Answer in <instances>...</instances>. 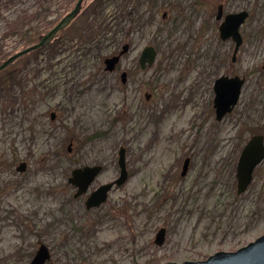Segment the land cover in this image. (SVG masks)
<instances>
[{"label":"rangeland","instance_id":"obj_1","mask_svg":"<svg viewBox=\"0 0 264 264\" xmlns=\"http://www.w3.org/2000/svg\"><path fill=\"white\" fill-rule=\"evenodd\" d=\"M36 1L0 0L5 59L37 41L26 44L27 29L46 31L75 2L43 0L51 14L39 23ZM219 3L249 12L234 61ZM125 43L117 69L107 70L105 58ZM146 45L157 54L142 68ZM263 62L264 0H85L53 41L0 70V264H29L40 243L51 251L46 264L202 260L264 234V159L241 193L236 176L243 146L264 134ZM221 74L246 81L217 120ZM121 146L128 178L87 207L92 190L120 175ZM85 164L102 170L74 196L69 176Z\"/></svg>","mask_w":264,"mask_h":264},{"label":"water","instance_id":"obj_2","mask_svg":"<svg viewBox=\"0 0 264 264\" xmlns=\"http://www.w3.org/2000/svg\"><path fill=\"white\" fill-rule=\"evenodd\" d=\"M85 0H77L73 8L66 13L60 20H58L49 30L42 33L38 40L22 49L12 53L6 59L0 62V70L6 68L19 57L36 50L51 41H53L57 34L69 26L72 20L81 11L83 2ZM165 15V13H164ZM249 12L247 10H240L236 12L227 13L219 25L220 37L227 39L232 37L235 41L233 51V60H235L238 49L243 42V37L240 31L241 25L247 19ZM223 17V4L219 3L217 6L216 18ZM130 46L125 43L122 49L113 55L107 56L104 60L105 68L109 71L115 70L120 62L122 55L129 50ZM156 49L153 45H146L140 54L139 62L142 68L146 65H151L156 58ZM122 81L127 78V72L122 71ZM246 81L245 76L239 74L229 75L221 74L214 81V100L213 106L215 108V116L217 120H221L227 113L231 112L238 103L242 87ZM149 96V94H148ZM55 112H52L54 118ZM71 146H69V149ZM264 159V134H253L242 148L241 154L237 163V191L241 193L245 191L253 179V173L258 164ZM118 163L120 166V175L111 182L104 183L91 191L86 200L87 207H93L104 202L110 189L114 184H122L128 178V169L126 165V149L121 146L119 149ZM189 166V158L184 160L182 173H186ZM26 168V162L21 161L17 169L22 171ZM102 170L101 164H85L75 167L69 176V182L77 189L74 196H79L88 191L90 185L94 182L98 174ZM166 238V228L160 227L155 235V242L159 245L163 244ZM51 257V251L48 245L40 243L39 247L29 264H46ZM161 264H264V234L250 241L248 244L238 248L234 251L220 250L214 254L209 255L202 260H185L183 262L166 261Z\"/></svg>","mask_w":264,"mask_h":264},{"label":"trees","instance_id":"obj_3","mask_svg":"<svg viewBox=\"0 0 264 264\" xmlns=\"http://www.w3.org/2000/svg\"><path fill=\"white\" fill-rule=\"evenodd\" d=\"M43 0H39V1H37L36 2V9H35V12L33 13V11H32V19L33 20H36L37 22H38V20L37 19H35V16H36V12H38L39 14H40V22L39 23H42V22H44V17H46V14H47V12H49V10H51V9H49V8H46V7H44L42 4H41V2H42ZM45 1V0H44ZM25 19H28V17L27 18H24V20ZM21 20H23V19H21ZM30 20V19H29ZM30 22V21H29ZM46 25H47V23H46ZM39 28L37 27V25H34V27H33V30L32 29H30V30H28L27 29V32H28V34L24 37L25 39H26V44H29V43H31V42H33L34 40H30V39H32L31 37H33L34 35H39L40 33H41V30L39 29ZM30 32H32V33H30ZM33 35V36H32ZM24 36V35H23ZM38 37V36H37ZM37 37L35 36V39H37ZM38 40V39H37ZM32 44V43H31ZM30 45V44H29ZM28 46V45H27ZM3 59H5V54H4V52L3 51H1L0 50V62L1 61H3Z\"/></svg>","mask_w":264,"mask_h":264},{"label":"flooded vegetation","instance_id":"obj_4","mask_svg":"<svg viewBox=\"0 0 264 264\" xmlns=\"http://www.w3.org/2000/svg\"><path fill=\"white\" fill-rule=\"evenodd\" d=\"M37 1H38V0H37ZM37 1H36V2H37ZM65 1H67V0H65ZM76 1H77V0H75L73 6L75 5ZM84 2H85V1H84ZM84 2H83V4H84ZM34 4H35V3H34ZM222 4H223V3H222ZM35 6H36V5H35ZM73 6L70 8V10L73 8ZM82 8H83V5H82ZM82 8H81V10H82ZM59 9H61V7H60ZM59 9H55V10H56V11H57V10L60 11ZM70 10H68V12H69ZM239 11H240V10H239ZM68 12H66V13H68ZM232 12H236V11H232ZM66 13H65V14H66ZM79 13H80V12H79ZM79 13H78V15H79ZM227 13H230V12H225L224 5H223V17L221 18V22H222V20L224 19L225 15H226ZM35 14H36L35 19H37V20L39 21V20H40V14H39L38 12H36ZM50 14H51V10H49V12H47L46 16H47V15H50ZM65 14H64V15H65ZM64 15H63V16H64ZM78 15H77V16H78ZM63 16H62V17H63ZM77 16L72 20V22L77 18ZM62 17H61V18H62ZM61 18H60V19H61ZM60 19H59V20H60ZM72 22H71V23H72ZM221 22H220V23H221ZM52 26H53V25H52ZM52 26H51V27H52ZM51 27H50V28H51ZM50 28H48L47 30H49ZM47 30H46V31H47ZM46 31H44V32H46ZM240 31H241V30H240ZM44 32H41V33L38 35V37H39L42 33H44ZM60 32H61V31H60ZM230 38L233 40L232 37H230ZM222 39H223V38H222ZM227 39H228V38H227ZM233 41H234V40H233ZM242 43H243V42H242ZM242 43H241V44H242ZM240 46H241V45H240ZM234 47H235V41H234ZM234 47H233V51H234ZM239 49H240V47H239ZM239 49H238V51H239ZM237 53H238V52H237ZM114 54H115V53H114ZM236 56H237V54H236ZM235 60H236V57H235ZM232 61H234V60H233V53H232ZM104 63H105V62H104ZM263 66H264V62H263ZM116 69H117V68H116ZM229 75H231V74H229ZM233 75H235V74H233Z\"/></svg>","mask_w":264,"mask_h":264},{"label":"bare ground","instance_id":"obj_5","mask_svg":"<svg viewBox=\"0 0 264 264\" xmlns=\"http://www.w3.org/2000/svg\"><path fill=\"white\" fill-rule=\"evenodd\" d=\"M242 34V33H241ZM243 37V36H242Z\"/></svg>","mask_w":264,"mask_h":264}]
</instances>
